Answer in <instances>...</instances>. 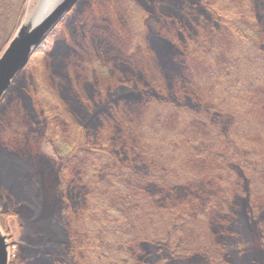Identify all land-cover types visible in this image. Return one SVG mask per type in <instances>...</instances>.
Instances as JSON below:
<instances>
[{
    "label": "trees",
    "instance_id": "trees-1",
    "mask_svg": "<svg viewBox=\"0 0 264 264\" xmlns=\"http://www.w3.org/2000/svg\"><path fill=\"white\" fill-rule=\"evenodd\" d=\"M27 1L0 0V54ZM20 122L59 145L60 210L17 236ZM0 158L9 264H238L244 198L264 247V0H80L2 100Z\"/></svg>",
    "mask_w": 264,
    "mask_h": 264
},
{
    "label": "rangeland",
    "instance_id": "rangeland-1",
    "mask_svg": "<svg viewBox=\"0 0 264 264\" xmlns=\"http://www.w3.org/2000/svg\"><path fill=\"white\" fill-rule=\"evenodd\" d=\"M38 1L39 0H28L25 13L27 12L26 14L30 15L34 11ZM25 13L22 19L24 18ZM19 127L21 130H8L5 133V138L8 141L11 140L13 149L20 154L30 157L34 162L36 159L35 172L38 176L39 183L36 187H31L29 189L35 197V203L36 205H39V209L35 210L34 207L29 205H24L20 208V218L16 219L14 226L12 227L17 236L20 235L19 227L21 221L29 227L31 225H39V223L44 220L57 219L60 210L58 191L59 179L57 177V166H59L57 155L59 154V145L57 146L53 140L47 138H34L33 133H31L27 126L21 122ZM203 146H205V144ZM48 163L49 166H47ZM234 178L237 180V183H239L240 176ZM8 184L9 181L2 170V161L0 158V188ZM239 188L240 186L237 188V194H240L241 190ZM242 188V193H245L247 197L248 187L246 180L242 182ZM157 196L161 197L162 195L158 194ZM246 199L247 198H244V203L239 213L238 241L247 246L248 252L242 255H237L235 244L234 247H232V251L237 258L238 264H264V247L260 239V230L257 223L254 222L247 213ZM25 234L26 238L34 244H39L42 240H47V238L50 237L53 239V243H57L61 239L60 234L57 231L54 232L53 235L47 233V238L44 235L35 236L28 230H26ZM7 236L9 242H12L9 235ZM236 244H238L237 240ZM15 253L16 249L11 247V256Z\"/></svg>",
    "mask_w": 264,
    "mask_h": 264
},
{
    "label": "water",
    "instance_id": "water-1",
    "mask_svg": "<svg viewBox=\"0 0 264 264\" xmlns=\"http://www.w3.org/2000/svg\"><path fill=\"white\" fill-rule=\"evenodd\" d=\"M79 0H39L34 11L25 13L19 27L0 54V104L12 83L24 70L30 56ZM8 236L0 226V264L10 263Z\"/></svg>",
    "mask_w": 264,
    "mask_h": 264
}]
</instances>
